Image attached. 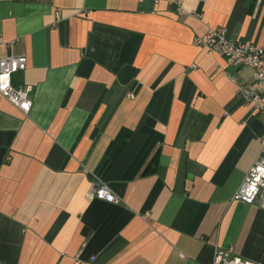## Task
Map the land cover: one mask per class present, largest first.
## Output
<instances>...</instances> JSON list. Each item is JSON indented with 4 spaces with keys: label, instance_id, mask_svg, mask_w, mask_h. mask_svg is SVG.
<instances>
[{
    "label": "crops",
    "instance_id": "obj_1",
    "mask_svg": "<svg viewBox=\"0 0 264 264\" xmlns=\"http://www.w3.org/2000/svg\"><path fill=\"white\" fill-rule=\"evenodd\" d=\"M216 26L263 44L264 0H0L32 101L0 95V264H264V203L232 200L264 113L194 44Z\"/></svg>",
    "mask_w": 264,
    "mask_h": 264
},
{
    "label": "built area",
    "instance_id": "obj_2",
    "mask_svg": "<svg viewBox=\"0 0 264 264\" xmlns=\"http://www.w3.org/2000/svg\"><path fill=\"white\" fill-rule=\"evenodd\" d=\"M56 18L60 12L56 11ZM3 40L0 37V43ZM194 44L223 57L228 65L237 69L249 66L253 68V80L240 82L234 75L231 81L237 84L238 91L246 103L255 111L264 113V43L231 40L226 36L223 26L210 27L203 35L194 37ZM26 68L25 54L9 53L0 58V95L5 97L24 114L30 111V87L12 83V74ZM132 96V95H130ZM90 195L117 202L104 184L96 183L91 187ZM259 197L264 203V136L260 140L258 155L232 195V200L252 203ZM211 264H257L233 251L232 247H216Z\"/></svg>",
    "mask_w": 264,
    "mask_h": 264
}]
</instances>
